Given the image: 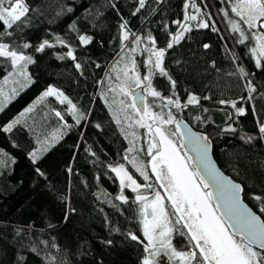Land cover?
<instances>
[{
  "label": "trees",
  "instance_id": "trees-1",
  "mask_svg": "<svg viewBox=\"0 0 264 264\" xmlns=\"http://www.w3.org/2000/svg\"><path fill=\"white\" fill-rule=\"evenodd\" d=\"M26 3L31 11L25 24L14 30L0 28V32L12 31V36L3 42L13 44L37 61L28 67L34 82L18 90L0 112V128L17 117L20 119L11 132L0 130V160L7 162L0 167V264H140L142 247L127 238L129 231L140 235L135 216L137 205L131 203L135 194L125 189L130 199L127 205L115 199L120 187L111 167L124 164L142 182L124 156L129 160L137 157L147 165L148 139L144 129L138 130L141 134L138 140L122 122L116 123L114 97L107 90V79L113 65L126 52L121 51L119 39L121 17L128 21L132 32L141 36L151 32L157 47L166 48L169 32L177 31L173 22L183 20L185 0L149 1L135 16L132 12L138 6L136 0H26ZM112 3L119 15L117 9L111 8ZM196 3L210 14V24L214 22L219 31L213 32L210 27L186 33L179 45L166 51L164 66L176 81L175 92L182 103L189 92L211 99H201L199 106H189L183 113L173 112L194 130L210 136L213 158L225 175L245 186L249 194H264V139L259 133V123H264V68L255 67V58L249 52L255 41H247L246 45L237 43L239 33L231 31L220 11L230 9L227 0L224 3L196 0ZM69 7L72 12L67 11ZM229 15L235 17L230 11ZM73 21L78 32L69 29ZM85 34L93 40L81 45L78 35ZM57 35L72 47L77 61L57 59L68 51L61 45L43 53L34 51L44 39L54 42ZM24 43L32 47L23 49ZM205 44L210 47L205 49ZM143 54L142 51L137 58L138 64ZM76 62L81 63V70L74 67ZM241 66L250 74L248 77L229 75ZM10 71V63L0 58V84ZM10 77V81L15 80ZM248 79L257 88L251 99ZM49 86L63 91L76 104L78 113L84 116L79 125L54 97L37 102ZM153 86L164 97L172 96L166 77L154 75ZM220 100L235 101L246 114L237 117L235 109L230 104H220ZM29 107L33 111L21 117L20 113ZM203 108L208 112H203ZM53 109L62 113L63 121ZM196 115L210 117L211 122L200 123L193 119ZM65 123L70 127H64ZM229 125L236 129L235 133L221 131ZM245 135L254 139L246 143L241 139ZM129 148L138 151L128 153ZM141 148L144 151H139ZM33 151L41 157L35 165L29 157ZM37 167L46 179L36 173ZM253 204L254 201L250 207ZM109 240L111 244L106 243Z\"/></svg>",
  "mask_w": 264,
  "mask_h": 264
},
{
  "label": "snow or ice",
  "instance_id": "snow-or-ice-1",
  "mask_svg": "<svg viewBox=\"0 0 264 264\" xmlns=\"http://www.w3.org/2000/svg\"><path fill=\"white\" fill-rule=\"evenodd\" d=\"M221 2L224 3L225 0ZM227 2L230 9L221 8L220 11L228 19L231 31L239 33L237 43L246 45L247 41H255L254 46L249 47V52L255 58V67L264 68V0H227ZM136 3L138 6L132 12L133 16L146 7L147 0H136ZM110 6L117 9L115 3ZM183 8V20L173 22L177 26V31L169 32L170 39L166 48L157 47L156 38L151 32L145 36L132 32L128 27V21L122 17V22L119 23L121 51L127 49L128 63L124 64L116 76V80L120 82L109 90L115 92L118 89L119 94L124 97L119 100V111L124 114V119L130 122L129 126L134 124L147 130L146 155L150 157L145 165L137 157L129 160L127 155L124 156L135 172L142 177V182H138L124 164L111 167V172L115 173L120 187L119 195L115 199L127 205L130 199L125 195V189L135 194L131 203L137 205L135 216L139 221L140 235L129 231L127 238L142 247L144 254L140 264H264V194H249L245 186L225 175L212 159L213 141L210 136L193 132L189 125L172 111L174 107L178 112L183 113L189 106H199L201 99L209 100L211 97L201 98L189 92L186 100L181 102L175 92L176 81L164 66L166 51L179 45L185 39V34L191 33L194 29L211 27L213 32L219 31L214 22L210 24V14L203 12L197 6L196 0H185ZM190 9L192 11H189ZM30 11L31 8L26 0H0V28L14 30V27L25 24ZM67 11L72 12L73 9L69 7ZM229 11L239 19H233ZM117 14L119 15L118 9ZM205 16L207 19L204 18ZM164 27L167 31V25ZM69 29L71 32L79 31L75 21L69 25ZM11 36L12 31L0 32V58L9 62L12 69L4 79L15 76L18 78L15 83L20 84L21 88L28 87L34 82L28 67L37 61L32 55L25 54L13 44L3 42L6 37ZM53 39L54 42L44 39L34 51L43 53L46 49L61 45L68 48V51L57 59L71 58L77 61L74 50L64 38L57 35ZM78 40L81 45H88L93 37L78 35ZM144 40L147 44L142 51L148 53V56L143 62L147 74L142 76L137 69V60L133 54ZM30 47L32 45L29 43L22 45L23 49ZM203 47L207 49L210 45L205 44ZM234 58L238 59V57ZM124 59L125 56L122 55L120 60ZM119 63L120 61H117V64ZM74 67L77 70L82 69L79 62H76ZM96 67L100 65L97 64ZM112 71H116V66ZM157 71L169 81L172 96L164 97L153 86V77ZM237 74L242 78L250 75L243 66L235 73H229V75ZM247 87L248 98L251 99V94L255 93L257 88L251 79H248ZM137 88L142 89L144 94L134 95L133 91ZM11 92L13 95L18 94L16 88ZM0 97H4L0 100V112H3L11 97L4 96L2 88H0ZM47 97H54L61 105L67 104L69 113L77 125L84 119L83 114L78 113L76 104L63 91L49 86L37 102H42ZM148 97L165 102L161 105V111L153 110L155 105L148 101ZM219 103L230 104L235 109L237 117L246 114L245 109L237 107L235 101L220 100ZM163 107H168L169 110L164 112ZM31 111H33L32 107L26 108L20 116ZM202 111L206 113L208 109L203 108ZM53 112L60 120H64L60 111L53 109ZM232 118V114H229L228 119ZM114 119L117 124L121 123L118 117L114 116ZM193 119L200 123L211 122L210 117L201 115H196ZM19 123L20 119L17 117L0 130L9 133ZM64 127L70 125L65 123ZM221 131L235 133L236 129L229 125ZM259 133L264 139V123H259ZM131 135L135 137L136 133L133 132ZM241 139L249 143L254 137L245 135ZM47 150L45 147L44 151ZM133 151L138 150L127 149L128 153ZM139 151L144 149L141 148ZM29 157L34 165L41 159L36 151L30 152ZM12 162L15 163L14 160ZM6 164V161L0 160V167ZM35 171L46 179L45 173L40 168L37 167ZM71 171L72 169L68 168V172ZM253 201L255 204L250 207ZM64 219L68 220L67 213ZM106 243L112 242L109 240Z\"/></svg>",
  "mask_w": 264,
  "mask_h": 264
},
{
  "label": "rangeland",
  "instance_id": "rangeland-1",
  "mask_svg": "<svg viewBox=\"0 0 264 264\" xmlns=\"http://www.w3.org/2000/svg\"><path fill=\"white\" fill-rule=\"evenodd\" d=\"M189 11H192V10L190 9ZM232 18H233V16H232ZM233 19L238 20L239 18L235 16ZM191 23L194 24L196 22H191ZM85 35L90 36L89 34H85ZM146 44L147 43L142 42L141 45L138 47L137 52L135 54H133L135 56V59L137 60V69L141 73L142 76L145 75V74H147V69L144 66L143 62L147 59L148 53L144 52V54L141 56L142 62L140 64H138V59L137 58L141 55V52H142V50H143V48L145 47ZM125 50H126V52L123 53V56H125V59L122 60V61L120 60V63L119 64L116 63L115 65H113V67L116 66V71H112L113 67L110 70V73H109V77L110 78L108 77V79H107L108 80L107 82L109 83V87L107 88V90L111 93V97L112 98L114 97L112 99V101L114 102L113 105H112V109L114 111L115 117H118L120 119V121L123 123V126L126 129H128V130L130 129L133 132H135L136 133L135 138H137L139 140L141 138V134H140V132L138 130H141L142 128H139L138 126H136L134 124H132V126L130 127L129 126L130 122L127 121V120H125L124 119V114L119 111V100L120 99H124V97H122L119 94V90L118 89L115 92L109 90L110 87L111 88H115L116 85L120 82V81L116 80V76L119 73V70L124 67V64L125 63H128V59H127V55H126L127 54V49H125ZM140 66H143V68H141ZM157 73H158V71H157ZM13 78L15 79L13 81H10L11 77H10V79H7V80L4 79L3 82L0 84V88H2L3 91H4V96H8V97H11L12 98V97H14L13 94H12V92H11V90L13 88H16L17 91L20 90V89H22L20 84L15 83V81L18 78L15 77V76H13ZM122 78L123 77H122V74H121V79ZM142 94H144V93L141 91V93L139 95H142ZM3 99H4V97H0V100H3ZM147 99H148L149 102L154 103V105H155V107L153 109L154 111H161V105H163L165 103L164 101H161L158 98H155L154 99L152 97H148ZM10 100H8V101H10ZM63 105L66 106V110L69 112V106L67 104H63ZM163 109H166V107H163ZM168 110H169V108L166 109L165 111L167 112ZM174 110H176V109L174 107H172V111H174ZM129 112H131V110H129ZM136 118H138V117H136ZM144 136L148 139V135H147V130L146 129H144ZM131 141H132V139H131ZM149 172H150V167H149ZM162 194H163V192H162Z\"/></svg>",
  "mask_w": 264,
  "mask_h": 264
},
{
  "label": "water",
  "instance_id": "water-1",
  "mask_svg": "<svg viewBox=\"0 0 264 264\" xmlns=\"http://www.w3.org/2000/svg\"><path fill=\"white\" fill-rule=\"evenodd\" d=\"M149 1H154V2H161L162 0H147V2H149ZM141 91H142V89H135L134 91H133V94L134 95H139L140 93H141ZM171 107V106H170ZM166 109H168V107H166ZM181 120H183L182 118H180ZM184 121V120H183ZM184 123H186V124H188L186 121H184ZM189 125V124H188ZM189 127L192 129V131L193 132H197V133H201V132H198V131H196V130H194L190 125H189ZM190 155L192 154V153H189ZM211 156H212V159L214 160V158H213V152H211ZM215 161V160H214ZM216 163V162H215ZM217 164V163H216Z\"/></svg>",
  "mask_w": 264,
  "mask_h": 264
}]
</instances>
